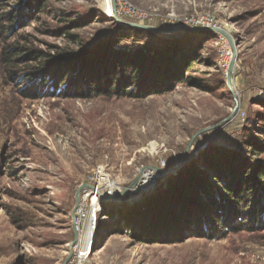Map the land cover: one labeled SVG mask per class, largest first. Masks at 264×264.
Returning <instances> with one entry per match:
<instances>
[{
  "label": "rangeland",
  "instance_id": "1",
  "mask_svg": "<svg viewBox=\"0 0 264 264\" xmlns=\"http://www.w3.org/2000/svg\"><path fill=\"white\" fill-rule=\"evenodd\" d=\"M111 1L50 0L46 13L25 18L28 25L15 35L0 36V264H63L75 239L72 210L77 190L98 167L124 188L143 166H157L160 158L166 159V168L178 164L194 133L205 128L195 138L187 161L198 159L211 146L250 158L245 142L252 131L258 132L264 118V0H128L163 18L211 12L228 22L237 42L234 88L239 108L227 121L223 120L235 105L226 83L231 59L222 60L217 37L202 52L203 57H212L213 65H197L191 71L206 88L180 83L172 91L144 97L81 95L82 88L76 85H59L42 71L31 73L40 60L20 59L30 48L55 55L92 47L114 34L118 28L102 12L109 10ZM154 26L168 27L161 19ZM140 30L144 32L134 31L122 46L143 42L161 46L168 34L182 33ZM5 49L18 50L13 76L2 63ZM253 160L264 165V154ZM178 171L163 175L138 201L124 194L105 202L92 260L264 264L260 222L254 229L227 231L223 237L206 229L199 235L183 230L171 240L155 243L138 241L124 231L126 215L141 208L155 190L165 189ZM210 183L219 189L214 180Z\"/></svg>",
  "mask_w": 264,
  "mask_h": 264
},
{
  "label": "trees",
  "instance_id": "2",
  "mask_svg": "<svg viewBox=\"0 0 264 264\" xmlns=\"http://www.w3.org/2000/svg\"><path fill=\"white\" fill-rule=\"evenodd\" d=\"M49 1L0 0V36L15 35L25 28L28 25L25 18L46 13ZM23 4L25 7H21ZM105 18L114 21L118 29L92 47L63 50L55 55L30 48L20 59L40 60L31 73L42 71L59 85H76L82 88L79 94L90 93L91 97H144L172 91L180 83L206 88L203 80L191 71L197 65H213L212 57H203L202 52L208 41L216 39L217 33L185 31L168 34L161 46L143 42L126 47L122 46L124 40L131 38L134 31L144 30ZM17 51L10 53L5 49L2 53V63L11 76L16 74L13 67ZM11 70L14 72L10 73ZM262 119L258 132L252 131L251 138L245 142L249 154L246 155L250 158L209 147L167 180L165 189L155 190L141 208L127 214L121 225L125 226L124 231L138 241L155 243L171 240L183 230L199 235L206 229L211 230L210 235L223 237L227 231L240 232L247 226L254 229L259 222L264 223V165L253 160L264 154Z\"/></svg>",
  "mask_w": 264,
  "mask_h": 264
},
{
  "label": "built area",
  "instance_id": "3",
  "mask_svg": "<svg viewBox=\"0 0 264 264\" xmlns=\"http://www.w3.org/2000/svg\"><path fill=\"white\" fill-rule=\"evenodd\" d=\"M115 2L116 9L113 8L112 0L111 10L109 11L105 8L102 10L104 15L109 19L116 21V17H120L123 20L129 19L128 21L130 22L145 25H154L157 19H161L165 26L180 25L207 29L218 34L216 45L221 53L222 60L227 63L226 60L232 58L233 53L230 42L224 35L217 32L216 28H224L229 32L232 29L227 21L220 20L214 13H191L182 16L173 13L163 18L156 13V10L140 8L128 0H115ZM158 161L157 167H167L168 164L165 158H160ZM163 175L156 168H145L139 182L129 189L125 195L129 196V198L135 197V201H138L159 184ZM109 178L111 176L105 169L98 167L83 182V184L88 183L92 186H83L82 188L81 199L75 210V217H72L73 224L77 230V239L69 244L68 255L63 264H98L92 260L91 256L95 252L99 238L97 231L99 229L98 221L100 213L103 211V204L107 201L103 200L102 196H116L124 189L123 186L112 178L114 184L111 185ZM88 222L89 227H87Z\"/></svg>",
  "mask_w": 264,
  "mask_h": 264
},
{
  "label": "water",
  "instance_id": "4",
  "mask_svg": "<svg viewBox=\"0 0 264 264\" xmlns=\"http://www.w3.org/2000/svg\"><path fill=\"white\" fill-rule=\"evenodd\" d=\"M113 8L116 9V2L115 0H113ZM116 20L119 24L124 25V26H128V27H132V28H138V29H146V30H152L155 32H163V33H171V32H183V31H196V30H202L203 28H199V27H188V26H168V27H164V26H154V25H145V24H140V23H136V22H130V21H125L123 19H121L120 17H116ZM204 30V29H203ZM207 30V29H205ZM217 32H219L220 34L224 35L228 41L231 44L232 50H233V55L227 70V85L230 89V91L232 92L233 96H234V100H235V105L234 108L231 112V114L225 118L223 121H227L232 119L235 116V112L236 110L239 108V100L237 98V92L234 88V82H235V69H236V65H237V61H238V50H237V42L235 41L233 35L231 34V32L227 31L224 28H216ZM222 121V122H223ZM221 122V123H222ZM221 123H219L218 125H220ZM207 129H201L198 130L197 132L194 133V135L192 136L181 160L178 162V164H176L175 166L171 167V168H159L157 166L154 165H146L143 166L140 171L138 176L136 177V179L128 186L124 187V189L122 190V192L119 195L116 196H102L103 200H107V201H114L116 199H118L121 195H124L129 189H131L132 187H134L140 180L141 175L143 173V171L145 170V168L148 167H152V168H156L159 172L163 173L164 175H169L172 174L173 172L178 171L183 164L187 161L188 157H189V150L191 149L193 143L195 142V138L203 133L204 131H206ZM83 186H92L88 183H84L83 185H81L76 193V204L74 209L72 210V217H75V210L76 207L78 206L80 199H81V191ZM74 230H75V239L73 241H75L77 239V230L76 227L74 225Z\"/></svg>",
  "mask_w": 264,
  "mask_h": 264
},
{
  "label": "bare ground",
  "instance_id": "5",
  "mask_svg": "<svg viewBox=\"0 0 264 264\" xmlns=\"http://www.w3.org/2000/svg\"><path fill=\"white\" fill-rule=\"evenodd\" d=\"M111 8H112V5H110V7H108L109 11L111 10ZM116 21H117V20H116ZM126 21H128V20H126ZM123 26H124V25H123ZM126 27H128V26H126ZM136 29H138V28H136ZM231 49H232V47H231ZM232 53H233V50H232ZM109 182H110L111 185L114 184L111 178H109ZM87 227H89V222L87 223ZM90 227H91V226H90Z\"/></svg>",
  "mask_w": 264,
  "mask_h": 264
}]
</instances>
